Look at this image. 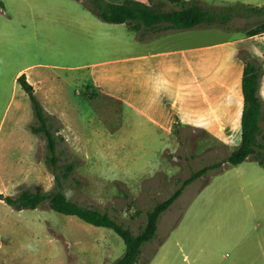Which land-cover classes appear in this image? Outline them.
<instances>
[{
    "label": "rangeland",
    "instance_id": "1",
    "mask_svg": "<svg viewBox=\"0 0 264 264\" xmlns=\"http://www.w3.org/2000/svg\"><path fill=\"white\" fill-rule=\"evenodd\" d=\"M85 5L86 0H0V192L53 184L43 162L44 139L28 128L29 100L14 76L20 69L32 71L25 78L54 115L53 127L62 137L60 161L73 163L61 177L64 193L106 210L135 231L145 210L170 194L190 170L224 157L237 144L239 127L206 130L178 122L175 134L172 122L149 125L137 107L126 109L119 100L97 96L95 86L72 81L85 71L72 65L108 56L95 48L97 43L113 45L142 30L145 37L164 30V23L133 30L108 23ZM175 7L165 0L164 9ZM257 20L233 17L227 24H199L170 32L153 45L243 35ZM105 31L109 36L103 39ZM106 49L112 55L120 50ZM259 61L264 66V53ZM53 76L68 81L59 92ZM42 78L49 79L46 87ZM155 117L159 122L163 112L157 110ZM259 126L257 140L264 149V113ZM58 172L62 175V169ZM122 250L120 237L109 228L45 204L13 209L0 200V264H108ZM145 258L146 264H264V165L247 157L186 184L160 213L154 238L141 245L138 264Z\"/></svg>",
    "mask_w": 264,
    "mask_h": 264
},
{
    "label": "crops",
    "instance_id": "2",
    "mask_svg": "<svg viewBox=\"0 0 264 264\" xmlns=\"http://www.w3.org/2000/svg\"><path fill=\"white\" fill-rule=\"evenodd\" d=\"M109 26L113 25L109 24L106 28ZM163 29L147 37L143 36L142 30L139 36L124 38L119 41L121 43L113 45L107 41L97 43L95 48L103 53L109 52L108 56L72 65L80 70L85 68V71L72 77V81L79 84L84 81L95 86L97 96L119 100L126 109L137 107L138 114L143 115L142 119L149 125H167L175 115L177 123L206 130L227 131L239 127L242 61L237 50L243 47L260 60L264 53V18L252 23L243 35L209 42L153 45L159 38H167L168 33L186 28ZM108 36L105 31L101 38ZM109 46L119 47L120 50L112 55L111 49H106ZM58 77L53 76L52 80L55 82L54 90L58 88L59 92L64 87L61 85L68 84V81ZM26 79L31 82L28 77ZM45 80L49 79L42 78L43 87H46ZM258 92L264 100V66ZM157 110L163 112L159 122L155 117Z\"/></svg>",
    "mask_w": 264,
    "mask_h": 264
},
{
    "label": "trees",
    "instance_id": "3",
    "mask_svg": "<svg viewBox=\"0 0 264 264\" xmlns=\"http://www.w3.org/2000/svg\"><path fill=\"white\" fill-rule=\"evenodd\" d=\"M177 5L175 8L164 9L165 0H86L89 8L99 19L108 22H123L131 29L151 27L158 23H165L164 27L190 28L199 24H227L233 17L247 18L255 16L264 18V2L251 4L235 1L233 3L205 5L198 0H166ZM237 55L242 61L240 74V91L242 96L239 117V138L237 144L221 159L214 160L197 169L190 170L179 184L166 197L156 201L145 210L142 224L133 231L125 222L106 210H100L93 204H86L71 200L64 193L62 176L70 172L73 167L71 161H60L62 148L57 147L61 135L53 127L54 115L45 111L33 92V87L25 78L23 72L15 77L16 82L26 94L32 113V121L28 128L34 134H40L44 139L43 162L50 171L53 184L48 189H32L20 187L13 194L0 192V200L13 209L35 208L45 204L48 208L78 217L95 226H103L114 231L123 243V250L119 256L108 264H138L141 245L154 238L157 220L171 202L180 194L182 188L197 177L210 172L219 171L224 163L235 165L249 157L264 165L263 144L257 140L260 132L259 121L264 113V100L260 96L259 80L263 70L261 62L251 55L245 48H239ZM172 124L177 125V118L172 115ZM178 128L174 127L177 134ZM58 168L62 172H58ZM145 258L141 264H146ZM106 264V263H103Z\"/></svg>",
    "mask_w": 264,
    "mask_h": 264
}]
</instances>
